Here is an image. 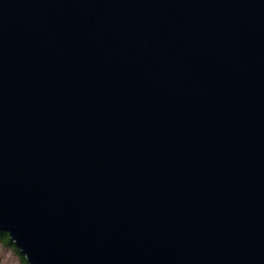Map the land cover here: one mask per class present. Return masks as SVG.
Listing matches in <instances>:
<instances>
[{
    "label": "water",
    "instance_id": "1",
    "mask_svg": "<svg viewBox=\"0 0 264 264\" xmlns=\"http://www.w3.org/2000/svg\"><path fill=\"white\" fill-rule=\"evenodd\" d=\"M0 232L27 264H264V0H0Z\"/></svg>",
    "mask_w": 264,
    "mask_h": 264
},
{
    "label": "rangeland",
    "instance_id": "2",
    "mask_svg": "<svg viewBox=\"0 0 264 264\" xmlns=\"http://www.w3.org/2000/svg\"><path fill=\"white\" fill-rule=\"evenodd\" d=\"M0 264H22L18 255L11 247L0 242Z\"/></svg>",
    "mask_w": 264,
    "mask_h": 264
},
{
    "label": "trees",
    "instance_id": "3",
    "mask_svg": "<svg viewBox=\"0 0 264 264\" xmlns=\"http://www.w3.org/2000/svg\"><path fill=\"white\" fill-rule=\"evenodd\" d=\"M0 242L5 246L11 247L14 250V252L18 255L22 264H27L25 261V258L15 248V246L12 244V242L10 241V239L6 233L0 232Z\"/></svg>",
    "mask_w": 264,
    "mask_h": 264
}]
</instances>
